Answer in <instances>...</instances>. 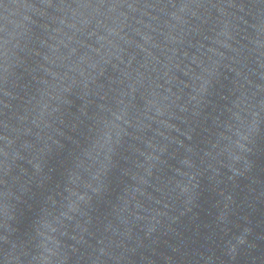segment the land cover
<instances>
[{"label": "water", "instance_id": "water-1", "mask_svg": "<svg viewBox=\"0 0 264 264\" xmlns=\"http://www.w3.org/2000/svg\"><path fill=\"white\" fill-rule=\"evenodd\" d=\"M0 264H25L18 197L1 103Z\"/></svg>", "mask_w": 264, "mask_h": 264}]
</instances>
